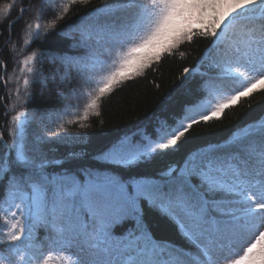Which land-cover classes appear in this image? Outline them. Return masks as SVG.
Wrapping results in <instances>:
<instances>
[{
    "label": "trees",
    "instance_id": "obj_1",
    "mask_svg": "<svg viewBox=\"0 0 264 264\" xmlns=\"http://www.w3.org/2000/svg\"><path fill=\"white\" fill-rule=\"evenodd\" d=\"M42 1L0 0V161L6 157L8 170L0 182V254L19 245L7 233V208L22 210V193L40 190L55 198L60 189L56 185L68 176L81 183L112 179L126 190L129 201L119 234L132 232L158 245L187 248L155 199L170 193L174 178L186 177L183 171L198 153L264 125V82L255 91L224 100L206 120L183 123L185 110L215 92L204 74L209 68L204 57L229 34L222 4L248 8L263 0H216L188 28L172 19L155 44L130 46L115 58L117 66L82 81H73L66 65L82 53L73 32L96 18L109 0ZM139 1L146 9L147 0ZM76 84L79 90L93 86L98 94L68 97ZM161 125L178 133L154 149ZM124 140L134 153L126 164L115 157ZM3 142L10 147L8 153ZM45 220L41 217L36 224L37 242Z\"/></svg>",
    "mask_w": 264,
    "mask_h": 264
},
{
    "label": "rangeland",
    "instance_id": "obj_2",
    "mask_svg": "<svg viewBox=\"0 0 264 264\" xmlns=\"http://www.w3.org/2000/svg\"><path fill=\"white\" fill-rule=\"evenodd\" d=\"M54 0H43L42 5L48 4ZM131 4L132 0H109L104 6L114 5L102 14H96L97 17L89 22H82V24L76 28L75 34L76 40L79 41V46L82 49L80 58H76L68 64V70H71L73 81L85 80L88 74L92 73L95 69L92 66H88L91 60H97L100 56L105 60L106 64H109L113 54L119 48L120 42H130L131 37L135 35L136 26L135 23L142 20L136 10L138 7L129 6L125 8L119 4ZM173 2L169 0L167 2H159L154 0L152 2V9H156L158 6L163 8L168 7ZM215 4V0H179L174 2V12L180 17H201L206 11L210 10ZM264 17V0L261 3L249 4L246 7H236L233 9L230 4L224 5L223 16L227 21H233L238 19H248L252 17ZM261 22V20H259ZM264 23V22H263ZM255 33L256 30H251ZM259 34V32H256ZM261 44V43H260ZM254 44L249 42L248 37L235 39L229 47L220 46L215 49V52L211 59L216 62L224 61L225 63H233L239 61L243 63L239 53H246L248 62H254L251 70L245 73L250 79H255L260 67H264V45ZM84 51V53H83ZM262 53V55H261ZM54 60V59H52ZM17 69V70H16ZM15 70L19 74L20 66L16 65ZM88 74H87V73ZM216 75L218 70H215ZM253 72V74H252ZM9 79L8 82L9 83ZM82 84L81 82H79ZM62 85V83H59ZM80 84H76L72 90L67 93L68 97H88L89 92L85 90H79ZM47 90V87H44ZM200 109V108H199ZM192 110V109H191ZM188 113V117H191L198 111L195 109ZM175 124V123H174ZM161 125L160 127H162ZM169 126V125H168ZM161 135V133H157ZM168 136V135H166ZM246 136V135H245ZM158 137V139H160ZM247 138V136H246ZM254 138V137H253ZM249 140V139H248ZM254 140V146L249 145V149L244 141L239 142L238 145L234 144L230 149H224L216 153V156L210 157L201 164V168H205L201 174L203 182L209 183L212 188L206 189L208 193H213L212 190L216 189L221 192V195L217 197L216 203L223 207L221 210V219L218 222H212V224H203L199 228V233L205 228V232L199 233L193 231L196 235V239L200 245H204V248L210 253L212 259H207L211 264H234L235 256L238 258H245L246 256L253 255V250L260 244L264 243L263 231H264V212H260V224H256L251 220V215H247L250 209L261 210L264 207V137H256ZM240 141V140H238ZM21 146L20 142L17 143V148ZM122 152H116L115 157L120 163L125 164L129 160L127 152H125V145L122 144L120 149ZM245 152V153H244ZM204 158V155L197 157V160ZM205 165V166H204ZM211 165L209 170L206 167ZM6 168L5 161H0V170ZM235 182L232 184L229 181ZM66 183L75 186L73 183H78L72 178L65 180ZM105 184H98L96 182H84L83 198L88 202L91 212L94 208L96 215L105 211L104 204L109 201L123 199V194L118 189L117 182L115 180H106ZM237 183V187L235 186ZM79 184V183H78ZM72 187V188H73ZM195 190H199L197 187ZM203 189L200 188L197 194L191 187L183 191H179L180 194L189 196V201L185 203L184 208H180V205H174V213L179 220L183 222H190L191 209L196 207V201L198 196L203 197ZM39 196L32 195V200H39V203L32 205V211L50 213L52 217L58 218L55 214V208L47 210V205L44 204V197L39 190ZM77 194V193H76ZM71 194L65 195L62 200V207H59V213H64L65 219L62 222L69 224L74 221V231L72 236L78 235V246L82 249H74L65 260H60L59 263L51 261L50 256L45 255L42 250V242L47 240V236L42 239V242L38 245V242L34 241L29 234L27 239L30 243L27 244L16 260L11 261L9 264H155L156 259H160L157 256L156 251H152L145 242L127 241L123 236L99 237L104 239L103 242L95 241L93 244L88 241L86 233L88 232L86 222L81 218L82 210L78 214L77 196L70 197ZM69 197V198H67ZM240 201L248 204L247 208L242 206ZM244 210L241 215L240 212ZM199 212L201 210H198ZM44 215V214H43ZM85 214L82 216L84 217ZM35 220L39 221L41 215L34 214ZM99 218V217H98ZM110 225L111 220L106 219L104 221ZM240 222V225L238 224ZM215 228L217 230L215 231ZM31 230L30 233L33 232ZM79 231L76 233V231ZM110 230V229H109ZM211 237L210 240L208 238ZM74 239V238H73ZM75 240V239H74ZM51 242V241H50ZM66 245V244H65ZM70 247V245H67ZM238 253L232 254L233 249ZM253 248V249H252ZM229 250V251H228ZM231 256V257H229ZM171 258L168 262L170 263ZM158 264H165L163 261L157 262ZM0 264H6L0 257Z\"/></svg>",
    "mask_w": 264,
    "mask_h": 264
},
{
    "label": "bare ground",
    "instance_id": "obj_3",
    "mask_svg": "<svg viewBox=\"0 0 264 264\" xmlns=\"http://www.w3.org/2000/svg\"><path fill=\"white\" fill-rule=\"evenodd\" d=\"M5 89L8 90V86H5ZM82 89H83V87H82ZM3 160H4V159H3ZM123 198H127V196H123ZM185 244H186V242H185ZM62 246L64 247V249H65V251H66L67 253H71V248H70L69 246L64 245V244H62ZM183 249H185V248H181V247H178V248H177V250H183Z\"/></svg>",
    "mask_w": 264,
    "mask_h": 264
}]
</instances>
